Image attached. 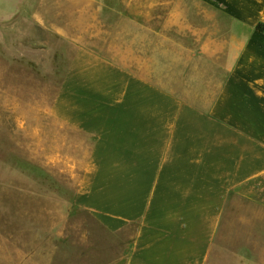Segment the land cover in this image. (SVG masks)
<instances>
[{
	"label": "rangeland",
	"instance_id": "1",
	"mask_svg": "<svg viewBox=\"0 0 264 264\" xmlns=\"http://www.w3.org/2000/svg\"><path fill=\"white\" fill-rule=\"evenodd\" d=\"M230 33L217 0H0V261L103 264L129 238L80 205L92 139L53 112L79 48L197 97L226 78ZM208 264H264L263 206L230 196Z\"/></svg>",
	"mask_w": 264,
	"mask_h": 264
},
{
	"label": "crops",
	"instance_id": "2",
	"mask_svg": "<svg viewBox=\"0 0 264 264\" xmlns=\"http://www.w3.org/2000/svg\"><path fill=\"white\" fill-rule=\"evenodd\" d=\"M217 1L231 26L217 90L193 97L155 64L138 74L85 48L62 84L55 117L92 139L78 201L104 232L129 236L103 264H208L230 196L264 207V0Z\"/></svg>",
	"mask_w": 264,
	"mask_h": 264
},
{
	"label": "trees",
	"instance_id": "3",
	"mask_svg": "<svg viewBox=\"0 0 264 264\" xmlns=\"http://www.w3.org/2000/svg\"><path fill=\"white\" fill-rule=\"evenodd\" d=\"M256 31H259L261 33L264 34V23H259L257 26H256Z\"/></svg>",
	"mask_w": 264,
	"mask_h": 264
}]
</instances>
